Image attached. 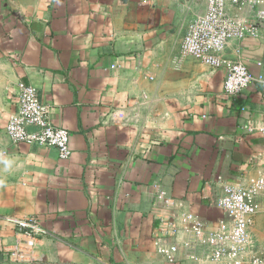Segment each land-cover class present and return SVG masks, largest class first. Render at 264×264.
I'll return each instance as SVG.
<instances>
[{
  "label": "crops",
  "instance_id": "0c3cea01",
  "mask_svg": "<svg viewBox=\"0 0 264 264\" xmlns=\"http://www.w3.org/2000/svg\"><path fill=\"white\" fill-rule=\"evenodd\" d=\"M206 2L0 0V264H22L6 252L12 218L47 230L33 264H218L208 248H187L188 218L218 230L224 186L264 178V101L261 83L228 95L225 68L182 53ZM224 56L264 76V26L230 40ZM19 82L70 131L69 158L6 134ZM164 215L180 226L172 260L152 239ZM250 234L260 254L264 212Z\"/></svg>",
  "mask_w": 264,
  "mask_h": 264
},
{
  "label": "built area",
  "instance_id": "2783aa9c",
  "mask_svg": "<svg viewBox=\"0 0 264 264\" xmlns=\"http://www.w3.org/2000/svg\"><path fill=\"white\" fill-rule=\"evenodd\" d=\"M229 4L252 9L251 19L231 16ZM261 26H264V0H207L204 14L194 18L187 26L182 53L212 67L225 68L224 92L228 95L237 96L253 82L261 83L264 101V76H255L245 62L224 56L230 40L258 36ZM16 99L17 108L5 128L8 137L14 143L55 147L61 158H69L72 154L71 133L53 123L49 107L41 101L37 88L19 82ZM257 130L264 137V121ZM217 203L224 212L219 229L210 232L202 223L191 221L189 217L187 248L191 251L196 247L208 248L210 258L218 264H264V256L256 253L250 234L255 217L264 212V178L250 187L225 185ZM12 220L15 234L6 248L9 260L22 264L41 262L44 258L41 240L47 233L46 228L36 218ZM179 230L176 218L168 215L160 217L152 231L157 252L172 260L180 248L176 241ZM190 257H196L194 252Z\"/></svg>",
  "mask_w": 264,
  "mask_h": 264
},
{
  "label": "rangeland",
  "instance_id": "374dc122",
  "mask_svg": "<svg viewBox=\"0 0 264 264\" xmlns=\"http://www.w3.org/2000/svg\"><path fill=\"white\" fill-rule=\"evenodd\" d=\"M257 251H259V253H260L259 255H261V256L264 255V240H259L258 246H257Z\"/></svg>",
  "mask_w": 264,
  "mask_h": 264
},
{
  "label": "water",
  "instance_id": "95a60500",
  "mask_svg": "<svg viewBox=\"0 0 264 264\" xmlns=\"http://www.w3.org/2000/svg\"><path fill=\"white\" fill-rule=\"evenodd\" d=\"M121 1H122V3H123V2L125 3V2H127L128 0H121Z\"/></svg>",
  "mask_w": 264,
  "mask_h": 264
}]
</instances>
